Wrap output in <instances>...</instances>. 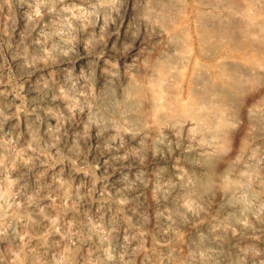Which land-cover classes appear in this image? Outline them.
<instances>
[{
    "label": "bare ground",
    "instance_id": "obj_1",
    "mask_svg": "<svg viewBox=\"0 0 264 264\" xmlns=\"http://www.w3.org/2000/svg\"><path fill=\"white\" fill-rule=\"evenodd\" d=\"M191 1L0 0V264H264V0Z\"/></svg>",
    "mask_w": 264,
    "mask_h": 264
},
{
    "label": "rangeland",
    "instance_id": "obj_2",
    "mask_svg": "<svg viewBox=\"0 0 264 264\" xmlns=\"http://www.w3.org/2000/svg\"><path fill=\"white\" fill-rule=\"evenodd\" d=\"M227 3L231 4V5H240V0H225ZM186 3H191L192 1L191 0H185ZM195 11L201 16V18L203 20H207L208 17L210 16H217V14L214 12V13H208V12H205L203 9H201V6H197L195 8ZM209 15V16H207ZM207 16V17H206ZM210 17V18H213ZM205 17V19H204ZM209 18V19H210ZM218 26V31L220 33H224V34H228L230 35L232 38H234V40L241 46H246L248 44V41L241 38L239 36V30L241 27L245 26L244 22L242 20H239V19H236L234 16H232L230 14V19H229V22L226 23V24H222V23H218L217 24ZM1 42V41H0ZM261 44L259 45L260 47L263 48L264 46V39L261 40L260 42ZM264 80V73L262 74H259V75H251L249 78H248V81H245V80H238V83H239V87H240V90H241V94L246 96L247 94H249L250 92H253L254 90H256L257 88H259V84L261 83V81ZM252 87V89H250ZM255 88V89H254ZM254 89V90H253ZM255 101H260V102H263L264 101V91H262L261 93H259L256 98H255ZM251 139L250 138H246L243 142V144L241 145V148H240V152L241 151H245L247 150L248 148H250L251 146Z\"/></svg>",
    "mask_w": 264,
    "mask_h": 264
}]
</instances>
